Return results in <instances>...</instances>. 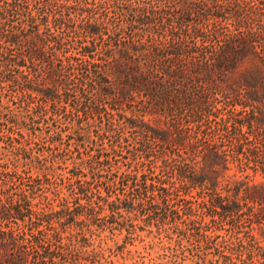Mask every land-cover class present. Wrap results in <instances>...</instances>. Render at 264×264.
Returning a JSON list of instances; mask_svg holds the SVG:
<instances>
[{
    "label": "trees",
    "instance_id": "1",
    "mask_svg": "<svg viewBox=\"0 0 264 264\" xmlns=\"http://www.w3.org/2000/svg\"><path fill=\"white\" fill-rule=\"evenodd\" d=\"M101 30L109 40L96 60L80 39ZM78 84L93 93L87 110L107 119L111 152L131 147L119 182L128 193L110 183L114 199L98 198L112 222L141 212L205 243L215 236L203 227L225 224L228 253L214 263L264 264V0H0V106L6 95L46 116ZM28 200L0 197V221L31 220ZM9 230L0 227V264H82L57 231L51 244Z\"/></svg>",
    "mask_w": 264,
    "mask_h": 264
},
{
    "label": "rangeland",
    "instance_id": "2",
    "mask_svg": "<svg viewBox=\"0 0 264 264\" xmlns=\"http://www.w3.org/2000/svg\"><path fill=\"white\" fill-rule=\"evenodd\" d=\"M99 14L95 17L102 23ZM84 16L88 18L89 14ZM109 16L112 15L108 13ZM105 33L101 30L102 42L100 36L83 35L80 39L86 42L83 45H96L91 54L96 60L103 58L104 47L108 44ZM69 53L81 58L76 54L78 50ZM83 61L95 63L91 59ZM92 94L89 88L81 89L78 84L74 94L62 96V102L57 104L58 112L54 113L49 102L46 116L36 113L35 103L27 107L10 102L6 95L1 98L0 197L3 201L6 197L18 200L24 193L29 198L33 215L31 220L26 216L24 221H0V227L12 229L16 238L23 234L27 240L31 239V234L35 237L41 234L42 240L51 244L57 231L60 244L70 245V251L80 252L82 264H210L211 261L217 264L214 260L219 253H228L224 241L228 239L229 229L225 224L203 227V232L215 236L205 243L179 237L173 230L166 231L170 227L166 222L140 220L141 212L140 218L130 222L126 212L120 211V216L116 217L119 224L108 217L110 212L98 198L113 200L114 191L121 197L128 193V188L119 182L123 172L131 171L134 160L128 152L129 144L123 146L121 156L111 152L107 119L87 110V99H91ZM105 109L117 119V111L109 104H105ZM134 133L131 129L127 134L131 143ZM110 183H115L114 191L109 189ZM96 203L103 204V208L90 214L87 209ZM59 209L67 212L57 217L54 213ZM40 213L47 216L38 221ZM158 214L161 212L155 216ZM30 224L37 225V231L31 229ZM8 249L14 251L10 246ZM218 264L224 263L220 259Z\"/></svg>",
    "mask_w": 264,
    "mask_h": 264
}]
</instances>
